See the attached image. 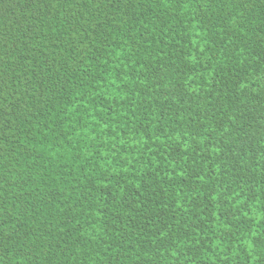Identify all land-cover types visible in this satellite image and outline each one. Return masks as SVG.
I'll return each mask as SVG.
<instances>
[{
  "label": "trees",
  "instance_id": "16d2710c",
  "mask_svg": "<svg viewBox=\"0 0 264 264\" xmlns=\"http://www.w3.org/2000/svg\"><path fill=\"white\" fill-rule=\"evenodd\" d=\"M0 264H264V0H0Z\"/></svg>",
  "mask_w": 264,
  "mask_h": 264
}]
</instances>
